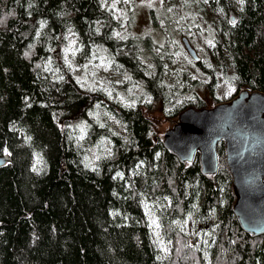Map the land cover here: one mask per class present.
<instances>
[{"label":"trees","instance_id":"1","mask_svg":"<svg viewBox=\"0 0 264 264\" xmlns=\"http://www.w3.org/2000/svg\"><path fill=\"white\" fill-rule=\"evenodd\" d=\"M135 1L0 0V264H264V234L234 209L225 142L207 175L149 114L177 124L264 92V0H165L162 44L122 34ZM87 63L110 81L85 82Z\"/></svg>","mask_w":264,"mask_h":264},{"label":"water","instance_id":"2","mask_svg":"<svg viewBox=\"0 0 264 264\" xmlns=\"http://www.w3.org/2000/svg\"><path fill=\"white\" fill-rule=\"evenodd\" d=\"M186 49L201 60L188 38ZM226 144L227 163L233 176L237 201L235 212L243 228L252 235L264 234V92L242 90L229 102L212 108H189L179 122L166 131L164 143L183 162L200 154L202 170L217 174L220 166L218 144ZM11 156H0V169Z\"/></svg>","mask_w":264,"mask_h":264},{"label":"rangeland","instance_id":"3","mask_svg":"<svg viewBox=\"0 0 264 264\" xmlns=\"http://www.w3.org/2000/svg\"><path fill=\"white\" fill-rule=\"evenodd\" d=\"M165 0H136L133 6L134 14L132 17V23L128 25L127 23L124 25L122 34L127 35L129 32L146 36H153L159 44L164 42L163 33L156 28L154 23V14L157 17L164 15L163 5ZM120 17L123 21H125L127 17V11L122 8L119 12ZM69 52L70 48L66 50V58L69 60ZM78 71L85 76V82L89 80L95 81L97 85L103 83L107 84V79L110 81L107 72V66L101 64L97 66L93 63H87L84 66L77 65ZM87 78V79H86ZM234 90L228 85H223L221 90V97H227L232 95ZM204 94V93H203ZM152 118H155V122L157 124V131L164 136L166 131L170 128L174 127L175 124L169 121H165L161 115V112L158 109L152 110L149 112Z\"/></svg>","mask_w":264,"mask_h":264}]
</instances>
